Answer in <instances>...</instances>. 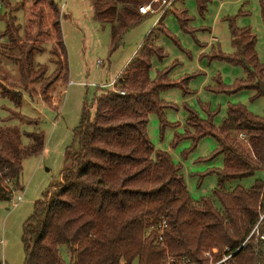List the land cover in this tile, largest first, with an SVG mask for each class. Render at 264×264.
I'll list each match as a JSON object with an SVG mask.
<instances>
[{
    "label": "trees",
    "instance_id": "obj_1",
    "mask_svg": "<svg viewBox=\"0 0 264 264\" xmlns=\"http://www.w3.org/2000/svg\"><path fill=\"white\" fill-rule=\"evenodd\" d=\"M36 1L49 4L55 12L50 32L56 33L63 55L64 65L58 73L63 72L67 81L70 69L60 8L55 0ZM93 1L94 18L113 25L111 47L115 50L147 15L139 12L140 6L152 0ZM22 6L9 5L12 10ZM42 9L33 11L37 27L43 24ZM2 15L6 46L17 48L22 28L10 12ZM261 16L264 24L263 1ZM230 34L234 52H220L216 58L241 66L245 77L232 85L218 77L212 89L228 94L252 91V101L264 97V63L258 55L256 34L250 27H238L234 20L230 21ZM30 54L23 57L22 75L32 68ZM135 64L140 67L128 77L131 84L127 85L124 78L119 82L117 89L125 94L102 88L93 104L94 113L85 106L77 128L79 152L62 173L61 183L36 202L24 224V264H64L62 246H67L71 264H133L136 259L139 264H165L169 258L209 264L204 253L214 248L219 250L217 259L227 248L236 251L226 264H264V217L260 233L246 242L264 215V179H257L249 188H225L230 180L264 170V117L244 104H230L217 127L213 114L204 118L185 106V132L176 136L174 145L192 139L194 146L211 136L218 146L213 158L224 157V166L213 170L218 177L217 188L211 196L196 200L188 190L182 166L168 151L157 149L148 133L152 113L160 117L162 135L167 127L180 126L166 119L164 109L173 105L161 98L163 91L180 83L162 82L165 72L152 79L151 59L143 57ZM14 91L13 96L3 92V97L21 106L23 93ZM24 137L30 140L28 146ZM45 141L41 131L22 133L18 128L0 125V202L11 201L13 192L21 187L22 159L42 153ZM0 264H4L1 259Z\"/></svg>",
    "mask_w": 264,
    "mask_h": 264
},
{
    "label": "rangeland",
    "instance_id": "obj_2",
    "mask_svg": "<svg viewBox=\"0 0 264 264\" xmlns=\"http://www.w3.org/2000/svg\"><path fill=\"white\" fill-rule=\"evenodd\" d=\"M262 1L155 0L153 11L143 15L113 50V25L94 18L93 0H55L60 8L70 69L67 81L63 72L58 73L64 61L56 43L57 35L50 32L55 14L51 6L43 1L24 0L20 10L10 8L8 12L22 28L21 41L14 49L6 46L8 39L2 36L6 22L1 19L4 12H0V125L18 128L22 133L41 131L46 138L42 153L22 159L21 187L13 192L11 201L0 202V259L4 264H24V224L33 214L36 202L61 183L62 173L71 167L79 152L77 128L85 106L94 113L93 104L100 89L111 88L104 87L107 84L114 83L118 88L123 78L127 85L131 84L128 77L140 67L135 64L137 59H151L152 79L157 73L165 72L162 82L180 83L161 93V98L173 105L164 109L166 119L180 126L167 127L162 135L159 115L150 114L151 141L157 149L168 151L174 162L182 166L181 172L194 199L213 194L218 186L213 170L224 166L223 155L213 158L218 148L215 138L204 137L194 146L192 139L174 143L176 136L185 132V106L204 118L213 114L217 127L222 124L230 104H244L252 113L264 117V97L252 101V91L228 94L212 89L218 77L228 85L245 77L241 66L216 58L220 52H234L231 20L238 27H250L256 34L258 55L264 63ZM40 8H43V24L37 27L33 11ZM29 51L32 68L22 75L21 63ZM14 90L16 94L23 93L21 106L3 97V92L12 95ZM23 142L26 146L30 144L28 137ZM257 179H264V170L230 180L225 188L229 191L238 185L249 188ZM20 195L23 200L14 206ZM60 253L64 264H71L67 246H62ZM133 264H139L138 259Z\"/></svg>",
    "mask_w": 264,
    "mask_h": 264
},
{
    "label": "built area",
    "instance_id": "obj_3",
    "mask_svg": "<svg viewBox=\"0 0 264 264\" xmlns=\"http://www.w3.org/2000/svg\"><path fill=\"white\" fill-rule=\"evenodd\" d=\"M23 1L24 0H0V12L3 11L4 13H6L10 10L9 5H16L17 3H22ZM154 1L155 0H152L150 3L140 6V8H139L140 13L141 14H148V13L152 12ZM166 1L167 0H164V2H166ZM104 87H111L110 88L111 90L118 91L122 95L125 94L124 91L118 90L116 88V86L114 85V83H111L110 86H109V84H107ZM242 137H243V135H242ZM22 200H23V197L21 195L18 196V200L16 202H14V206H17ZM263 217H264V215L261 216L260 221L254 227V229L252 230V232H251L250 236L248 237V239L246 240V242L250 239V237L252 235H254V234L258 235L260 233V223H261ZM163 224L165 225V222H163ZM262 238H264V235H262ZM226 251L227 252L220 259L216 258V255L219 253V250L217 248L212 249V251H206L204 253V256H205V258H207L209 260L210 264H226L228 261L231 260L232 256L236 252V251L230 252L229 248H227ZM165 264H190V263H187L183 259L169 258Z\"/></svg>",
    "mask_w": 264,
    "mask_h": 264
}]
</instances>
